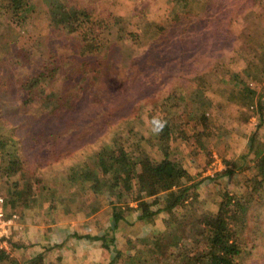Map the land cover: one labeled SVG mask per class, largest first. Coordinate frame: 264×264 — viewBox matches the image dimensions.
I'll use <instances>...</instances> for the list:
<instances>
[{"label":"rangeland","instance_id":"obj_1","mask_svg":"<svg viewBox=\"0 0 264 264\" xmlns=\"http://www.w3.org/2000/svg\"><path fill=\"white\" fill-rule=\"evenodd\" d=\"M68 2L79 14L62 27L50 24L48 0H29L22 21L0 9V132L22 161L19 173L0 177L7 215L16 213L18 226L30 215L81 207L100 217L106 212L112 222L115 201L129 232L117 237L115 248L105 244L111 258L118 250L126 257L137 238L159 229L169 236L168 211L141 221V195L126 191L129 201L120 200L85 176L97 170L107 145L161 158L157 133L169 122L172 150L197 183L199 203L189 212L217 211L220 192L246 200L243 260L264 264V187H248L255 156H243L255 133V147L264 148V125L258 127L264 114L228 98L238 79L264 93V0H190L188 7L174 0ZM203 110L224 125L208 142L210 163L193 155ZM16 189L28 196L14 207L7 200ZM143 199L153 210L163 206L160 197ZM107 232L105 241L113 240Z\"/></svg>","mask_w":264,"mask_h":264},{"label":"trees","instance_id":"obj_2","mask_svg":"<svg viewBox=\"0 0 264 264\" xmlns=\"http://www.w3.org/2000/svg\"><path fill=\"white\" fill-rule=\"evenodd\" d=\"M174 1L182 3L185 7H188L190 2ZM28 2L29 0H0V9L10 11L13 18L22 21L29 11ZM48 5L50 24L53 26L62 27L67 16L77 17L79 14L77 7L68 0H48ZM261 60L264 61V53L261 54ZM262 67L264 68V64ZM228 98L234 104L264 114V93H259L241 79L235 82ZM196 120V147L193 148V155H196L199 162L210 163L213 161V153L207 147L208 142L224 125L218 115L207 113L205 110L198 112ZM261 121L258 127L264 125V121ZM173 127L174 124L166 122L158 129V137L164 145L161 158H152L142 150H129L123 144H118L117 147L107 145L98 153L97 170L88 169L86 175L84 174L86 179L92 181L94 188L100 183L106 184L120 200L123 197L124 201L129 199L131 195L126 191L130 194L137 193L135 196L141 195L137 207L141 211V221L152 222L161 211L169 213L164 221L169 236L166 232H159L139 237L137 245L130 247V254L123 257V253L118 250L110 264H118L119 261L122 264H246L240 242L249 225L246 200L230 195L229 192H220L221 201L217 211L203 210L199 215H192L189 212L191 206L194 202L199 203V195L195 192L197 183L184 167L182 158L177 157L172 150ZM256 136L257 133L251 135L248 151L243 155L245 159L252 154L255 156L256 172L248 182V187L252 190L264 187V148L255 147ZM11 142L10 137L0 132L2 178L12 177L22 170L21 158ZM230 173L232 170L229 169L219 175ZM25 193L22 189H16L7 203L17 206V202L25 200L28 196ZM144 196L154 197L152 203H158L160 197L163 206L153 210L146 199H143ZM111 204L114 220L123 218L124 209L118 207L115 201H111ZM130 208L127 205L126 209ZM8 261L9 264H16L5 250L0 249V264ZM29 264H44V255L38 254Z\"/></svg>","mask_w":264,"mask_h":264},{"label":"crops","instance_id":"obj_3","mask_svg":"<svg viewBox=\"0 0 264 264\" xmlns=\"http://www.w3.org/2000/svg\"><path fill=\"white\" fill-rule=\"evenodd\" d=\"M90 212L81 207H74L70 212L54 208L49 216L23 218L8 242L11 260L16 264H29L38 254H43L44 264H110L114 257L111 258L105 244L110 243L115 248L117 237H123V231L129 230L121 224L123 218L116 221L113 216L111 222L106 219V212H103L104 217H100L97 210ZM105 230L111 232L113 240L105 241Z\"/></svg>","mask_w":264,"mask_h":264},{"label":"built area","instance_id":"obj_4","mask_svg":"<svg viewBox=\"0 0 264 264\" xmlns=\"http://www.w3.org/2000/svg\"><path fill=\"white\" fill-rule=\"evenodd\" d=\"M4 205L5 199L4 197L0 196V249H3L9 253L8 242L11 239L12 231L16 227V222L19 220V217L16 213L7 215Z\"/></svg>","mask_w":264,"mask_h":264}]
</instances>
